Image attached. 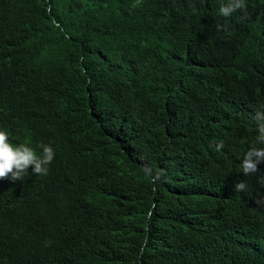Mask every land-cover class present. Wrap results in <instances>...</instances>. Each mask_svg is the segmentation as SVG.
<instances>
[{
    "label": "trees",
    "instance_id": "trees-1",
    "mask_svg": "<svg viewBox=\"0 0 264 264\" xmlns=\"http://www.w3.org/2000/svg\"><path fill=\"white\" fill-rule=\"evenodd\" d=\"M227 3L0 0V131L55 151L0 180V264H264V0Z\"/></svg>",
    "mask_w": 264,
    "mask_h": 264
},
{
    "label": "clouds",
    "instance_id": "clouds-1",
    "mask_svg": "<svg viewBox=\"0 0 264 264\" xmlns=\"http://www.w3.org/2000/svg\"><path fill=\"white\" fill-rule=\"evenodd\" d=\"M246 0H228L226 6H222L220 12L224 16H230L237 10L245 11L246 16ZM245 17H242V19ZM255 119L258 123V136L257 142L264 144V111H258ZM223 146L221 142L220 147ZM39 152L26 144L13 145L9 140V135L5 131H0V180L10 179L11 181H21L29 173L31 168L32 173L35 175H47L49 165L55 158V151L50 144L41 143L38 145ZM264 162V147H251L245 153L241 168L244 176H250L258 171V165ZM264 179V177H262ZM247 185L245 182L240 181L236 183L235 190L245 191ZM264 204V201H258ZM15 234V233H14ZM12 234V235H14ZM10 241V240H9ZM50 241H46V246ZM24 246L29 255V245L19 244L18 242L12 243L13 245Z\"/></svg>",
    "mask_w": 264,
    "mask_h": 264
}]
</instances>
